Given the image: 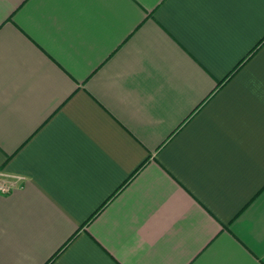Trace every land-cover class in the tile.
Returning <instances> with one entry per match:
<instances>
[{
  "label": "crops",
  "instance_id": "0c3cea01",
  "mask_svg": "<svg viewBox=\"0 0 264 264\" xmlns=\"http://www.w3.org/2000/svg\"><path fill=\"white\" fill-rule=\"evenodd\" d=\"M262 39L264 0H0V264H264Z\"/></svg>",
  "mask_w": 264,
  "mask_h": 264
},
{
  "label": "trees",
  "instance_id": "16d2710c",
  "mask_svg": "<svg viewBox=\"0 0 264 264\" xmlns=\"http://www.w3.org/2000/svg\"><path fill=\"white\" fill-rule=\"evenodd\" d=\"M264 40V39H262ZM262 40L260 41V43L262 42ZM258 43V44H260ZM257 48V45L246 55V57H244V59L240 60V62H238L234 68L232 70H230V72L227 74V76L223 79V82L229 78L230 76H232L240 67H241V64L244 62L245 59H247L251 54H253V52L256 50ZM57 254V253H56Z\"/></svg>",
  "mask_w": 264,
  "mask_h": 264
},
{
  "label": "built area",
  "instance_id": "2783aa9c",
  "mask_svg": "<svg viewBox=\"0 0 264 264\" xmlns=\"http://www.w3.org/2000/svg\"><path fill=\"white\" fill-rule=\"evenodd\" d=\"M12 185L13 183H4L0 181V192L4 193V192L9 191Z\"/></svg>",
  "mask_w": 264,
  "mask_h": 264
}]
</instances>
